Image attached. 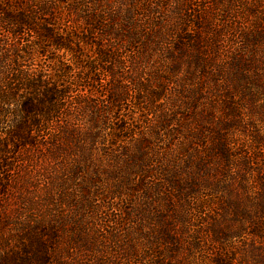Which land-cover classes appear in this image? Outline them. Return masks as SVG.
Listing matches in <instances>:
<instances>
[{
	"label": "trees",
	"instance_id": "16d2710c",
	"mask_svg": "<svg viewBox=\"0 0 264 264\" xmlns=\"http://www.w3.org/2000/svg\"><path fill=\"white\" fill-rule=\"evenodd\" d=\"M163 1L159 0L155 7H139L136 0H115L114 3L109 0H0V264H93L81 260L84 257L74 256L70 245L77 244L72 243L65 228L73 224L86 250L98 248L100 251L98 245L103 244V237L96 234V226L93 228L88 221L100 208L95 206L100 196L95 189H99L96 185L101 180L102 160L94 154L101 147L107 159L115 164V170L106 172L114 177V189L124 191L125 186H134L133 190L138 188L143 192L137 205L123 210L124 218L131 222L138 218L140 221L134 227L146 238L144 229L153 215L160 223L157 232L161 239L157 241L166 244L165 247L173 246L164 252L149 247V250L159 249V258L150 264H198L187 261L183 255L180 259L177 257L183 245L191 251L202 247L199 234L188 236L187 245L183 239L185 228L192 225L188 218L192 208L189 191L195 184L189 180L195 178L183 177L181 171L185 167L174 161L159 173L164 183L144 184L152 173L149 168L152 156L145 147L149 138L144 134L141 138L135 136V129L117 116L121 102L128 95L127 86L119 81L121 77L141 92L147 88L146 102H156L161 96L159 87L153 89L144 84L142 76L146 72L157 75L166 67L170 75L182 63L190 76L198 74L200 88L206 87V80L215 77L212 66L217 52L216 38L197 36L185 41L178 34L186 20L180 17V5L169 6ZM64 5L74 12L82 11L86 31L73 29L71 21L63 17ZM138 15L144 17L141 22ZM197 23L206 29L205 22ZM94 30L100 32V38L93 43L87 36ZM172 32L177 33L175 44L164 47ZM138 43L142 47L135 49ZM185 45L186 56L182 51ZM170 46L175 48V53ZM162 48L167 51V58L156 55ZM123 50L128 53L124 54ZM102 74L106 76V94L96 102L90 98L89 91L103 86ZM190 76L186 80L192 81ZM154 80L157 84L165 83L159 77ZM76 86L80 87L74 91ZM137 99L145 98L138 96ZM193 99L194 106L197 102ZM146 109L158 112L155 119L159 118L147 133L160 123L158 127L167 131L169 138L176 135L177 130L169 129L168 123L178 119L177 111H153L148 106ZM194 135L189 132V139ZM213 138L218 143L215 153L229 160L225 134L217 130ZM137 174L141 180L132 182ZM242 185L249 190L247 184ZM116 192L106 196L123 194L116 195ZM161 199L166 201L165 210L159 206ZM258 202L257 208L264 213V193ZM152 207L156 208L153 214ZM197 208L201 210L203 206L197 204ZM169 213L174 215L168 220ZM243 213L249 217L251 212L245 208ZM110 217L108 220H113ZM98 226L100 229V223ZM117 229L107 226L103 230L109 237L107 248L117 242L118 236L113 231ZM179 230L183 243L177 235ZM194 231L199 233L198 229ZM230 231H215L217 239L229 241L245 236ZM116 244L115 252L121 250L125 256H139L138 248L128 240ZM261 259L264 264V254ZM96 261L113 264L111 259L96 258ZM210 263L237 264L233 258L227 260L220 253Z\"/></svg>",
	"mask_w": 264,
	"mask_h": 264
},
{
	"label": "rangeland",
	"instance_id": "374dc122",
	"mask_svg": "<svg viewBox=\"0 0 264 264\" xmlns=\"http://www.w3.org/2000/svg\"><path fill=\"white\" fill-rule=\"evenodd\" d=\"M109 1L114 3L115 0ZM158 2L159 0H136L139 7L143 5L155 7ZM163 2L169 6L180 5L182 13L180 17H185L186 20H182L184 22L179 27L178 34L185 41L188 42V39L190 41L197 36L216 38L217 52L212 66L215 77L210 81L206 80L208 82L206 87L200 88L198 85L201 81L198 79V74L190 76L186 65L182 63L180 69L170 75L167 74L166 67L157 75L146 72L142 76L146 87L147 85L153 89L159 87L161 96L156 102L155 100L146 102L149 96L147 88L141 92L128 79L121 77L119 81L122 86H127L128 95L121 102L117 116L125 119L128 127L135 129V136L141 138V134H144L149 138L145 147L149 148V155L152 156L149 161L152 173L146 177L144 184L153 186L159 182L164 183L159 173L163 167L171 166L174 161L178 166L185 167V170L181 171L183 177L195 178L189 180L195 184L189 191L192 195L189 199L192 208L188 218L192 225L185 228L183 239L185 238L187 245L188 236L199 234L202 247L191 251L183 245V250L177 254V257L180 259L183 255L189 262L212 264L211 258L220 253L227 260L233 258L237 264H263L260 260L264 254V213L257 207L264 193V0H164ZM62 11L63 17L71 21L69 24L74 30L81 32L88 29L82 11L74 12L67 5L62 7ZM192 14L197 16L192 17ZM153 17L156 18L155 15ZM143 18L138 15L139 22ZM199 20L205 22L206 29L201 28L197 23ZM61 23L65 24V22ZM175 32L170 34L164 47L175 44L177 38ZM87 37L94 43L100 38V32L94 30ZM141 47L142 45L138 43L135 49ZM170 47L173 49L172 46ZM92 48L91 46V50ZM163 48L157 50L156 55L167 58V51H163ZM187 49L185 45L182 50L184 56L187 54ZM173 51L175 53V48ZM123 53L128 52L123 50ZM189 76L192 81L186 80ZM155 77L165 81L164 85L157 84ZM101 78L104 82L103 86L89 91L90 98L96 102L103 100L106 94V76L102 74ZM79 87L73 88L74 91ZM138 96H144L145 99L138 100ZM193 98L197 102L194 106ZM154 105L157 106L155 109ZM146 106L152 107L153 111L160 109L167 112H171L172 109L177 111L178 119L170 120L168 123L169 129L177 130L176 135L169 138L167 131L158 127L160 123L156 124L154 131L147 133L150 125L159 118L155 119L158 112L156 114L148 112ZM217 130H221L227 137L229 150L227 161L215 153L218 143L213 137ZM189 132L195 134L191 139ZM117 143L121 145V141ZM117 149L120 151L121 147ZM171 152L172 157H170ZM105 155L106 152L102 147L94 154L96 158L102 160L101 180L96 185L99 189H95V191L99 190L100 194L95 200V206L100 208L88 221L93 228L96 226L95 232L103 237L101 238L103 244L98 245L100 251L97 250L98 248L92 251L86 250L84 242L78 240L76 227L71 224L66 226V233L72 243L83 247L78 248L73 244L70 247L74 250V256L84 257L81 260L85 263L98 264L97 261L95 262L98 258L111 259L113 264H150V261L159 258V249H163L164 252L167 247L173 246L169 244L165 247L166 244L157 241L161 239L157 232L160 223L153 215L150 222L147 220L144 229L146 238L134 227L140 221L138 218L133 222L124 218L123 210L137 205L139 195L143 192L138 188L133 190L134 186H125L124 191L114 189V177L108 176L106 172L115 170V164ZM189 159H192V162L188 163ZM135 180H141L138 174L135 175V179L132 178V182ZM183 181L185 182V179ZM242 184H247L249 190L246 191ZM113 191H117L116 195L123 194L108 198L106 194ZM130 193L134 194L129 196ZM197 204L203 206V209L199 210ZM159 206L165 210L166 201L159 200ZM245 208L251 212L249 217H245L243 213ZM155 210L156 208L152 207L150 213L153 214ZM108 215L113 220H108ZM173 215L169 213L168 220ZM98 223L101 225L100 229ZM107 226L118 227L117 230H113L118 236L117 242L128 240L133 247L135 245L138 248L139 256H125L121 250L115 252L117 242H112L115 245L112 244L111 248H107L110 244L109 237L108 233L103 231ZM195 229H198L199 233H196ZM222 230H231L230 232L245 236L222 241L217 239L215 233ZM101 232L106 236V240ZM181 233L182 231L179 230L177 235L179 241L183 243V239L181 241L180 238ZM149 247L159 249L149 250ZM187 249L191 254L186 251Z\"/></svg>",
	"mask_w": 264,
	"mask_h": 264
}]
</instances>
